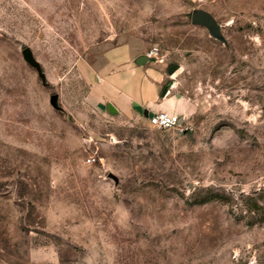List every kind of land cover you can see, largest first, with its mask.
<instances>
[{
  "label": "rangeland",
  "instance_id": "374dc122",
  "mask_svg": "<svg viewBox=\"0 0 264 264\" xmlns=\"http://www.w3.org/2000/svg\"><path fill=\"white\" fill-rule=\"evenodd\" d=\"M116 45L187 132L98 105ZM0 264H264V0H0Z\"/></svg>",
  "mask_w": 264,
  "mask_h": 264
},
{
  "label": "crops",
  "instance_id": "0c3cea01",
  "mask_svg": "<svg viewBox=\"0 0 264 264\" xmlns=\"http://www.w3.org/2000/svg\"><path fill=\"white\" fill-rule=\"evenodd\" d=\"M140 56L128 45L108 48L103 64L92 69L95 101L110 112L136 113L145 119L154 112H179L180 100L168 95L169 88L163 86L164 73L153 64L137 61Z\"/></svg>",
  "mask_w": 264,
  "mask_h": 264
},
{
  "label": "water",
  "instance_id": "95a60500",
  "mask_svg": "<svg viewBox=\"0 0 264 264\" xmlns=\"http://www.w3.org/2000/svg\"><path fill=\"white\" fill-rule=\"evenodd\" d=\"M191 22L193 24H199V25L205 26L211 36H214L220 40L224 39L223 36L220 34L218 23L216 22L214 17L208 11H206L204 9H199V8L192 10ZM22 56L30 65L36 67L39 70V64L33 58L32 53H31L29 48L25 47L22 50ZM145 60H148L146 55H144V56L141 55L137 59V61H139V62L145 61ZM175 67H176V65L169 66L168 72H171L172 70H174ZM56 100H57V94L50 95L49 102L54 107H57ZM180 120H182V118H180ZM109 175L111 177H113L115 180L117 179V177L114 174L110 173Z\"/></svg>",
  "mask_w": 264,
  "mask_h": 264
},
{
  "label": "built area",
  "instance_id": "2783aa9c",
  "mask_svg": "<svg viewBox=\"0 0 264 264\" xmlns=\"http://www.w3.org/2000/svg\"><path fill=\"white\" fill-rule=\"evenodd\" d=\"M154 55V50L146 53L148 59ZM180 118H182V120H180ZM147 121L150 126L163 129H173L179 133H185L189 129V125L183 116L164 111L154 112L148 115Z\"/></svg>",
  "mask_w": 264,
  "mask_h": 264
}]
</instances>
